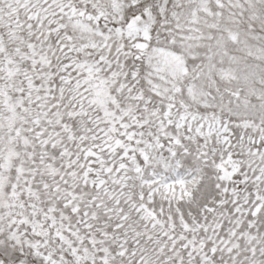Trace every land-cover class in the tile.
Listing matches in <instances>:
<instances>
[{
  "label": "snow or ice",
  "instance_id": "obj_1",
  "mask_svg": "<svg viewBox=\"0 0 264 264\" xmlns=\"http://www.w3.org/2000/svg\"><path fill=\"white\" fill-rule=\"evenodd\" d=\"M0 264H264V0H0Z\"/></svg>",
  "mask_w": 264,
  "mask_h": 264
}]
</instances>
